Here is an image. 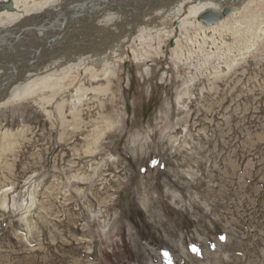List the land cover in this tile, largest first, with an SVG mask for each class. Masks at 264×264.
Segmentation results:
<instances>
[{"label":"rangeland","instance_id":"374dc122","mask_svg":"<svg viewBox=\"0 0 264 264\" xmlns=\"http://www.w3.org/2000/svg\"><path fill=\"white\" fill-rule=\"evenodd\" d=\"M254 6L206 37L152 13L106 80L75 66L55 90L0 104V191L13 192L0 264H264V0ZM73 29L61 48L104 34ZM26 33L0 40L10 78L37 49ZM34 191L29 230L18 203Z\"/></svg>","mask_w":264,"mask_h":264},{"label":"bare ground","instance_id":"6f19581e","mask_svg":"<svg viewBox=\"0 0 264 264\" xmlns=\"http://www.w3.org/2000/svg\"><path fill=\"white\" fill-rule=\"evenodd\" d=\"M78 1L82 2L79 4L76 3L75 6L77 9L76 13H78L76 16L77 18L74 17L69 20L67 32H64L59 24L58 25L60 27H56V33L54 35L62 33V38L58 40L56 44H45L50 37L54 36H51L49 31H27L26 34H32L33 36L31 35V38H33L34 41H37L36 48L39 52H33L32 56L35 57V59H38V61L36 62V60H34L35 62L30 66L27 65V67H25L24 62L21 63L22 65H17V68L22 69L20 75H18L19 77L17 76L18 79L15 82L12 81L6 87H2L0 84V104L14 97H18L23 91L27 92L28 95H30V93H35L37 90L41 89V87L38 86L47 85L48 88L55 90L59 86V81L64 80L68 74H71L69 71H72V68L74 69L75 66V68H81V66H84L86 71H95L94 79L97 82L100 80H106V78H102V73L108 66V63H110L113 59L120 57V55H123L122 53L126 44L131 43V39L129 37L132 36V33L128 31V29L136 25L137 20L149 16L152 13H162L160 18L164 20L163 25L171 28L173 31H175L178 27L188 29L189 27L192 28L193 26L198 25L205 31L204 34L206 37L208 33L207 31L215 32V30H217L223 23L224 25L220 29L223 27L226 28L227 23L232 16L236 17L242 10L248 9L250 6H254L255 4V0H144L140 1V3L144 4L139 6L124 4L129 6L121 7L118 4H110L112 6L107 9L106 7L110 6L109 3L113 0H11L14 7L11 10L7 9L0 12V40L6 42L9 41V38H12L10 39L12 41L17 35L18 29L21 27H19V23H25V25L32 24L30 21L26 20L28 16L32 17V15L35 14H41V16H44L42 14L45 12V18L42 17L43 21L36 20L33 22L35 24H45L49 21L48 16L52 13H63L64 11V13H66L70 10L71 5L74 4L72 2ZM106 1L107 3H105ZM226 5L231 7V12L221 18L218 23L208 25L198 19L200 15L209 9H215L220 12ZM186 7H188L187 14H185ZM39 17L40 16H37V18ZM111 18L114 19L115 22H113ZM73 21L76 22L72 24ZM110 22H113L111 23V25H113L112 28H109L110 26L108 27L107 25ZM141 23H143V21ZM160 23L161 21L159 22V26L161 27L162 25ZM175 23H178L179 26H174ZM235 23H238V20H236ZM105 27L109 30H106ZM167 27L165 29H168ZM72 28H74V31L85 28L84 32L87 31L88 33L91 30L95 32V30L99 29V32L103 31L104 34L97 38L95 42H93L90 37L91 39L87 42H80L82 45L75 46L73 49L68 47L66 48L67 50H65L60 46L63 45L65 40H68L66 38L69 37L68 35H70L69 32H72ZM12 29H15L14 32H16L10 35L9 33L13 31ZM146 29L148 28H141L136 38L147 36L149 31L146 32ZM54 47V51H57L56 54H53L54 52H52L51 55L46 56L51 52H49V49L52 50ZM58 50L60 51L58 52ZM47 51L49 53L46 54ZM53 70H55V72ZM0 75L1 77L3 76L4 82L10 81L11 72L8 68L4 71L0 70ZM42 80L43 82L39 83ZM52 89L50 91H52ZM76 100L81 101L82 98L77 97ZM34 182L35 183L32 187L35 189L37 186L36 180ZM11 193L13 194V192ZM10 194L6 191H0V204L2 207H9L10 203L8 202V197ZM18 195L19 194L13 196V201H16ZM30 197L31 200L22 197L18 203V208L22 210V219L25 220L29 230V226L31 224L27 217L29 216L33 206L36 204L37 198L35 191L31 192ZM26 239L30 240L28 234L26 235Z\"/></svg>","mask_w":264,"mask_h":264},{"label":"water","instance_id":"95a60500","mask_svg":"<svg viewBox=\"0 0 264 264\" xmlns=\"http://www.w3.org/2000/svg\"><path fill=\"white\" fill-rule=\"evenodd\" d=\"M105 3H107V1ZM75 6H76V3H74L73 5H71L70 10H68V12H66V13H64L65 11L63 13H58V12L54 13L52 20L51 21H48L45 24H43V23H40V24L32 23L30 25H27L26 24V25L21 26L18 29L17 35L15 36L13 43H15L16 41H18L20 39V37L22 38L23 32L28 31V30H34V31H37V32H44V31L53 30L54 28H56L57 26L60 25L62 27L63 31L64 32H67L69 20L72 19V18H74V17H76L77 14H78V13H76V10L77 9L75 8ZM0 7L2 9L3 8L12 9L14 6H13L11 0H10V1L1 3ZM230 12H231V7L228 6V5H226L220 12L219 11H216L215 9H209L208 11H206L205 13H203L202 15H200L198 17V19L200 21H202L203 23L208 24V25H210V24H216V23H218L220 21L221 18L225 17ZM61 38H62V33H58V34L50 37V39H48L45 42V44L54 45ZM11 46H12V43H9V46H7L8 49H10ZM34 52L38 53L39 50L36 49V50H34ZM34 60H36V62L38 61V59H35V57H31L30 59L24 61L25 67H27V65L30 66L32 63H34L35 62ZM8 66H9V64H8ZM14 67H16V68L14 69ZM12 68L14 69V72H15V75L14 76H17V73L16 72H20L22 70V69L20 70L19 68H17V66H14V65L12 66ZM14 76L10 78V81H16L18 79L17 77H14ZM3 83H4V81L1 83L2 86H3Z\"/></svg>","mask_w":264,"mask_h":264},{"label":"snow or ice","instance_id":"6c2138e0","mask_svg":"<svg viewBox=\"0 0 264 264\" xmlns=\"http://www.w3.org/2000/svg\"><path fill=\"white\" fill-rule=\"evenodd\" d=\"M193 250L195 251V247L193 246ZM166 256H168V253L167 252H165L164 253Z\"/></svg>","mask_w":264,"mask_h":264}]
</instances>
